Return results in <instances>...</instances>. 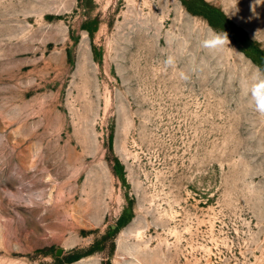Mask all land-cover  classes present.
I'll use <instances>...</instances> for the list:
<instances>
[{
  "label": "rangeland",
  "instance_id": "rangeland-1",
  "mask_svg": "<svg viewBox=\"0 0 264 264\" xmlns=\"http://www.w3.org/2000/svg\"><path fill=\"white\" fill-rule=\"evenodd\" d=\"M257 67L264 0H0V264H264Z\"/></svg>",
  "mask_w": 264,
  "mask_h": 264
},
{
  "label": "clouds",
  "instance_id": "clouds-1",
  "mask_svg": "<svg viewBox=\"0 0 264 264\" xmlns=\"http://www.w3.org/2000/svg\"><path fill=\"white\" fill-rule=\"evenodd\" d=\"M229 44L227 33L210 30L209 35L201 41V47L208 50H219ZM164 69H176L177 60L174 55H167L163 61ZM182 80L189 79L184 71H179ZM246 95L249 104L260 116H264V70L259 67L251 75L246 84Z\"/></svg>",
  "mask_w": 264,
  "mask_h": 264
}]
</instances>
